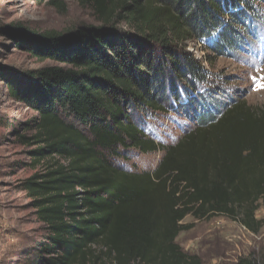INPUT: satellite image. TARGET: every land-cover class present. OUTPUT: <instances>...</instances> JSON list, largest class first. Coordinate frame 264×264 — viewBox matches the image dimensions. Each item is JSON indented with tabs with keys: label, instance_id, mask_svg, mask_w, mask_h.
Wrapping results in <instances>:
<instances>
[{
	"label": "trees",
	"instance_id": "1",
	"mask_svg": "<svg viewBox=\"0 0 264 264\" xmlns=\"http://www.w3.org/2000/svg\"><path fill=\"white\" fill-rule=\"evenodd\" d=\"M78 2L99 25L41 34L22 26L11 36L55 64L18 78L0 67L8 93L37 113L14 130L34 170L22 186L46 230L32 264H201L176 242L193 226L182 222L188 215L225 216L257 233L264 105L241 97L194 104L209 77L184 46L210 39L202 51L236 50L242 30L263 21L264 0ZM183 93L196 125L159 144L144 133L145 117L184 105ZM128 149L162 156L151 171L129 172L112 161ZM235 264H264V247Z\"/></svg>",
	"mask_w": 264,
	"mask_h": 264
},
{
	"label": "rangeland",
	"instance_id": "2",
	"mask_svg": "<svg viewBox=\"0 0 264 264\" xmlns=\"http://www.w3.org/2000/svg\"><path fill=\"white\" fill-rule=\"evenodd\" d=\"M259 6L263 21H252L251 31L242 30L243 43L238 44L236 50L222 55L202 51L210 39L184 46L198 61H203L201 66L209 77L208 81L198 84L200 89L191 95L195 96L194 104H201L205 99L212 103L241 97L250 105H264V3ZM81 25L97 26L99 22L93 10L82 6L78 0H0V67L18 78L55 64L49 60L37 61L15 43L11 36L18 35L22 26L41 34L62 33ZM204 56H209L211 62L203 60ZM182 95L181 101H187L184 105L178 103L166 114L153 113L145 117L144 133L159 144L176 142L196 125V120L189 115V107L186 111L183 107L188 106L191 96ZM36 117L33 109L8 93L5 82L0 79V264H32V257L37 255L46 233L22 186L34 170L27 155L28 147L18 141L14 131H21L23 123ZM161 156V151L142 153L128 149L122 150L112 161L129 172L151 171ZM255 216L264 218V201H260ZM182 222L193 226L180 231L176 242L185 252L199 256L201 264H235L238 258L251 255L260 258L264 224L257 233H252L221 215L201 220L188 215Z\"/></svg>",
	"mask_w": 264,
	"mask_h": 264
}]
</instances>
